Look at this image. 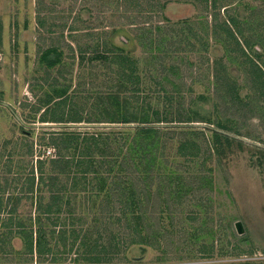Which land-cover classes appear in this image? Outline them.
I'll list each match as a JSON object with an SVG mask.
<instances>
[{
	"label": "rangeland",
	"instance_id": "374dc122",
	"mask_svg": "<svg viewBox=\"0 0 264 264\" xmlns=\"http://www.w3.org/2000/svg\"><path fill=\"white\" fill-rule=\"evenodd\" d=\"M106 40L138 62L144 84L129 93L133 101L140 108L150 101L169 120L151 133L124 134L144 159L139 229L149 225L111 253L95 230L112 226L109 212L99 215L82 201L77 217L60 219L66 232L51 241L54 250L20 262L16 252L0 253L9 260L0 264H264V150L245 140L215 143L211 130L222 121L232 134L264 144V0H0V215L10 213L38 158L54 148L43 128L61 125L34 121L47 84L70 85L74 107H90L94 86L110 83L105 60H91ZM52 45L65 50L59 69L40 61ZM20 210L31 223L35 203L23 200ZM23 239L14 238L16 249Z\"/></svg>",
	"mask_w": 264,
	"mask_h": 264
},
{
	"label": "trees",
	"instance_id": "16d2710c",
	"mask_svg": "<svg viewBox=\"0 0 264 264\" xmlns=\"http://www.w3.org/2000/svg\"><path fill=\"white\" fill-rule=\"evenodd\" d=\"M164 6L166 5H163V8ZM165 20L170 22L171 19L165 14ZM144 21L149 22V19ZM160 26L161 24H158L157 28ZM228 28L229 31H233L230 26ZM158 35L160 36L159 33ZM71 36L75 38L72 32ZM107 41L103 43L106 48L103 51H96L91 60H105L104 66L109 69L110 83L94 86L91 97L87 99L88 104L91 100L90 107L81 112L77 110L74 107L76 92L70 91V85L66 87L55 80L47 84L50 87L40 96L39 100L42 102L39 108L40 115L38 120L34 121L55 122L61 126H44L46 137L43 136V140L52 145L54 151L47 152L42 159L38 158L37 171L33 168L31 181L20 194L15 195V202L9 207L10 213L4 217L0 215L1 224L4 226L0 233L1 254L16 252L14 258L20 262L19 259L30 261L34 254L42 256L54 250V246H50L51 241L56 239L58 244L66 232L65 223L60 219L63 220L62 216L66 213L71 218L79 214L77 212L82 201H88L91 209L97 210L99 215L104 216L109 212L112 226L98 227L95 230L100 248L106 251L112 249L111 253H117L130 245L134 237L142 235V226L144 229L149 225L142 224L139 229V220L143 219L139 210L142 194L148 190L141 172L144 159L139 154L140 149H134L135 141L129 142L128 136L124 134L132 129L144 134L151 133L153 130L163 129L157 124L169 120L162 119L160 109L154 107L150 101L142 102L143 108H140L139 99L133 101L129 93H135L137 88H142L144 84L138 71V62L129 53L124 52L125 47L111 41L109 47ZM122 41L126 43L127 37ZM80 51L82 54L87 53L82 48ZM64 55L65 50L62 47L52 45L42 51L40 61L48 69H59L65 64ZM150 108H153V114ZM185 120L190 122L195 119L182 121ZM81 122H84L83 125L86 127L75 128L69 125ZM101 123L122 126L97 125ZM132 123L135 125H128ZM228 129L229 127L222 121H219L216 127H212L214 142L222 139L226 142H244L221 131L230 132ZM254 146L264 150L262 146ZM74 171L75 178L70 180V174ZM124 172L131 175L130 180L123 175ZM81 182L85 186L78 189ZM154 184L155 181L150 182V185ZM81 190L86 191V194ZM103 192H106V197L103 196ZM9 198L13 199V195ZM23 200L36 205V212L29 223L31 225L26 221L25 213L20 210ZM4 202V198H0V214ZM28 225L30 229L27 228ZM69 226L71 232H76L77 227H71L70 224ZM18 235L24 238V243L16 249L14 238ZM86 240V244L92 241L89 236ZM109 243L114 247L108 248ZM98 250L102 253V249ZM102 258L97 257L96 261H102ZM7 261L8 257L0 256V262Z\"/></svg>",
	"mask_w": 264,
	"mask_h": 264
},
{
	"label": "water",
	"instance_id": "95a60500",
	"mask_svg": "<svg viewBox=\"0 0 264 264\" xmlns=\"http://www.w3.org/2000/svg\"><path fill=\"white\" fill-rule=\"evenodd\" d=\"M44 124H46V125H52V123H44ZM69 125L74 126V125H77V123H70ZM97 125H98V126H122V124H111V123H101V124H97ZM128 125H132V126H134L135 124L132 123V124H128ZM157 125L160 126V125H162V124H157ZM195 125H197V124H195ZM199 125H201V124H199ZM202 125H205V124H202ZM221 131H223V132H225V133H227V134H229V135H233V136H235V137H237V138H239V139L245 140L246 142L254 143V144H256V145H259V146L264 147V144L259 143V142H253V141H251L249 138H246V137H243V136H240V135H234V134H231L230 132H227V131H224V130H221ZM236 225H237V229H238V231H239L240 233H242V232H243L242 222L239 220V221H237Z\"/></svg>",
	"mask_w": 264,
	"mask_h": 264
},
{
	"label": "built area",
	"instance_id": "2783aa9c",
	"mask_svg": "<svg viewBox=\"0 0 264 264\" xmlns=\"http://www.w3.org/2000/svg\"><path fill=\"white\" fill-rule=\"evenodd\" d=\"M49 151H52V149H51V150H49ZM49 151H48V152H49Z\"/></svg>",
	"mask_w": 264,
	"mask_h": 264
}]
</instances>
